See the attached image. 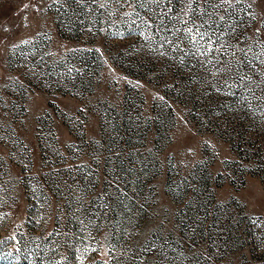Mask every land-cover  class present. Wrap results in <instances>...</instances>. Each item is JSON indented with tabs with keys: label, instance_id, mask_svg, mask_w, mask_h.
I'll return each mask as SVG.
<instances>
[{
	"label": "rangeland",
	"instance_id": "obj_1",
	"mask_svg": "<svg viewBox=\"0 0 264 264\" xmlns=\"http://www.w3.org/2000/svg\"><path fill=\"white\" fill-rule=\"evenodd\" d=\"M218 3L0 0V264H264V0Z\"/></svg>",
	"mask_w": 264,
	"mask_h": 264
},
{
	"label": "snow or ice",
	"instance_id": "obj_2",
	"mask_svg": "<svg viewBox=\"0 0 264 264\" xmlns=\"http://www.w3.org/2000/svg\"><path fill=\"white\" fill-rule=\"evenodd\" d=\"M236 2H239V0H236ZM256 2L258 4H260L261 3V0H256ZM191 3H192V0H189V4H191ZM232 3H233V0H219V3L217 4V6H221V5H224V4L232 5ZM248 7L251 8L252 5L249 4ZM205 14L209 15V18H210L209 24L211 25V13H205ZM250 15H251V17H252L253 20H256V14L255 13H250ZM219 20L220 21H223L224 20V17L223 16L219 17ZM258 23H264V5H262V7H261V16H260V20L258 21ZM202 27H203V24H196V25H194V28H195V36H193L192 38L195 40L196 37H199V40L197 41V43H199L200 41H202L205 36L208 37V43H209V45H211L213 43H216V41H213L212 40V36L215 35L216 38H217V40L223 41V43H221L219 45V48L222 49L225 46V44L227 43V41L224 40V33L223 32L217 33L215 30H213L211 32V34H209V32L207 30H205L204 32H201L200 29ZM232 31H235V28H233ZM187 32L188 33H192L193 32V28H188L187 29ZM259 32H260V28L257 27L255 29V34H259ZM26 42L27 41H25V43ZM209 50H211V49H209ZM240 51H243V49H240ZM233 55H235V53H233Z\"/></svg>",
	"mask_w": 264,
	"mask_h": 264
}]
</instances>
